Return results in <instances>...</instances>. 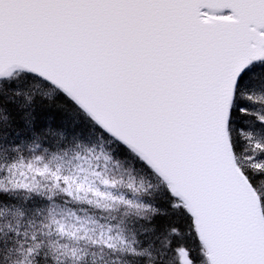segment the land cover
Returning a JSON list of instances; mask_svg holds the SVG:
<instances>
[{"label": "snow or ice", "instance_id": "6c2138e0", "mask_svg": "<svg viewBox=\"0 0 264 264\" xmlns=\"http://www.w3.org/2000/svg\"><path fill=\"white\" fill-rule=\"evenodd\" d=\"M0 264H264V0H0Z\"/></svg>", "mask_w": 264, "mask_h": 264}]
</instances>
